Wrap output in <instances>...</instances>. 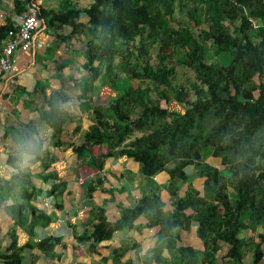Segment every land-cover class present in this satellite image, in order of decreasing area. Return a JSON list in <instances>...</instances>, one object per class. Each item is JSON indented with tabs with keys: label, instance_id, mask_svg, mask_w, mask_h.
Listing matches in <instances>:
<instances>
[{
	"label": "trees",
	"instance_id": "1",
	"mask_svg": "<svg viewBox=\"0 0 264 264\" xmlns=\"http://www.w3.org/2000/svg\"><path fill=\"white\" fill-rule=\"evenodd\" d=\"M234 3L232 6L231 0H93L86 9L88 31L96 41H89L91 47L85 52L82 66L90 72V82L101 74L116 95L110 98L107 107H92L93 123L75 150L79 153L87 145L97 144L106 147L102 157H131L138 163V170L151 192L129 207L118 205L121 216L108 222L103 207L89 201L94 190L103 189L104 180L97 176L85 179L83 195L88 199L89 217L95 222L91 223L89 232L84 231L74 238L88 241L89 251H94L95 244L110 238L115 230L132 227L133 220L139 215L146 216L145 226H158L151 254L142 257L140 264H213L219 241L229 244L225 254L228 260L241 264L244 240L237 234L246 229L256 231V226L261 232L256 233L258 241L254 242L253 257L259 251L260 243L264 241V80L256 85L251 78L254 75L260 77L264 72V3L262 0H236ZM14 5L17 12L23 10V1L20 6L14 1ZM175 8L184 11L195 25H201L203 18L206 27L200 28L197 36L181 23L177 28L168 27ZM45 13L39 10L38 16ZM234 17L240 18L241 24L233 30L239 35L231 36L221 21ZM251 17L258 20L254 32L249 31ZM10 28L11 23L0 26V40ZM136 37L139 59L147 56L150 45L156 44L155 69L146 58L139 67L129 65L130 52L126 45ZM187 40H193V45L186 47ZM205 40L211 41L220 54L228 53L229 62L221 66L206 62L208 53L201 48ZM171 44L186 49L187 64L205 87L192 85L196 98L187 101L189 106L182 114L159 108L150 98L147 86H133L128 76L120 75L127 73L131 78L148 80L154 86H167L171 70L166 68L163 60ZM115 57L120 61L114 63ZM38 85L36 82V87ZM42 88L41 83V93ZM254 90H257L256 96ZM59 92L58 89L53 94ZM173 96L177 101L186 102V92L182 89H175ZM48 107L44 119L51 128L53 145H58L62 127L71 116L53 99L48 101ZM134 131L140 134L132 135ZM131 135L133 137L123 143ZM205 146L210 149L201 151ZM199 149L202 154L207 152L212 157H219L223 168L205 162L208 156L200 154ZM11 158L8 156V161ZM186 165H192L196 177H203L201 194L183 171ZM43 166L47 167V164ZM161 170L169 176L167 190L173 208L167 211L161 208L157 185L152 179ZM39 175L46 179L52 173ZM29 176L28 171L12 174L0 185V200L14 188L18 189V195L8 209L14 218V226L31 234L34 219L45 215L29 204L41 192ZM182 183L187 184L186 189L178 196L177 189ZM63 191L64 182L59 181L50 186L47 194L57 199ZM188 207L192 213L186 215L183 210ZM26 211L30 214L28 226L24 225ZM191 220L197 222L195 233L202 240L203 249L181 245L170 260L162 259V250L174 248L177 237L170 229L173 226L188 229ZM9 235L11 242L5 252L0 253V258L4 264H20L21 251L31 243L16 245L14 227ZM59 241V237L48 236L36 245L45 255L58 259L53 247ZM126 251L127 246L123 243L113 248L112 264H131L129 259L120 261Z\"/></svg>",
	"mask_w": 264,
	"mask_h": 264
},
{
	"label": "crops",
	"instance_id": "2",
	"mask_svg": "<svg viewBox=\"0 0 264 264\" xmlns=\"http://www.w3.org/2000/svg\"><path fill=\"white\" fill-rule=\"evenodd\" d=\"M14 1L20 6L23 0H0V26L6 23L13 26L17 23V17L22 11L15 10ZM92 1L38 0L39 10L47 13L39 17L40 25L33 32L32 45L28 51H14L13 69L0 78V185L12 174L28 171L31 183L41 189L29 204L45 215L34 219L35 224L29 234L24 228L14 226V218L8 209L18 195V189L14 188L0 200V253H4L11 242L9 231L12 227L16 245L31 243L21 251L20 264H112V249L122 243L127 246V251L120 261L129 259L131 264H140L142 257L151 254L157 239L158 226H145V215L136 217L132 227L115 230L110 238L99 240L94 251L88 250V241H76L74 238L84 231L89 232L91 223L95 222L89 217L88 199L83 195L85 179L97 176L104 180L101 184L104 190H94L89 201L103 207L108 222L121 216L118 205L129 207L141 196L151 194L150 187L138 170V163L131 157H102L106 147L97 144L87 145L79 153L75 150L84 141V134L93 123L92 107H107L110 98L116 95L114 88L101 74L90 82V72L82 66L85 52L91 47L89 41L94 40L88 31L89 15L86 11ZM36 82L39 83L37 87ZM41 83L43 93L39 90ZM58 89L60 92L54 95L53 92ZM51 99L71 119L63 125L58 145H53L50 135L48 150L39 163L28 169H19L15 165L12 149L15 134L20 130L32 129L40 123L49 127L44 117ZM132 135L123 143L131 139ZM8 156L12 157L9 161ZM204 161L219 169L223 167L219 157L208 156ZM44 163L47 167L43 166ZM183 171L189 175L190 182L201 194L203 177L194 175L192 165H186ZM50 172L52 176L46 179L39 175ZM152 179L157 185L161 208L171 210L173 206L167 190L168 174L161 170ZM59 181L64 182V191L56 199L47 194V190ZM186 185L182 183L178 186V196L184 194ZM26 213L24 225L28 226L30 214ZM183 213L190 214L192 209L185 208ZM196 227L195 220L190 221L188 229L173 226L170 233L177 235L174 248H164L162 259L170 260L181 245L202 250L203 243L196 236ZM260 230L257 229V232ZM48 236L60 238L53 247V252L59 255L58 259L45 255L36 245L40 239ZM218 245L213 264H218L221 256L226 259L222 264H233L225 256L229 244L219 241ZM262 251L264 253V241L259 247L261 263H258L259 259H252L251 264H264ZM0 264H4L2 258Z\"/></svg>",
	"mask_w": 264,
	"mask_h": 264
},
{
	"label": "rangeland",
	"instance_id": "3",
	"mask_svg": "<svg viewBox=\"0 0 264 264\" xmlns=\"http://www.w3.org/2000/svg\"><path fill=\"white\" fill-rule=\"evenodd\" d=\"M184 1V0H183ZM236 1V0H234ZM233 0H231V5L233 6L234 3ZM264 3V0H262ZM189 3V2H188ZM244 13H246V10H244ZM202 24L195 25L192 21L188 20L187 16L185 15L184 11H178L177 8H175L173 13V19H170L168 21V27H176L179 23H181L183 26L188 28L195 36L199 33L200 28H204L205 23L204 19L202 18ZM250 21V32H254L257 27L258 20L254 17L249 18ZM222 26L226 32H228L231 36L239 35L238 33L235 34L233 31L234 29H237L239 25L241 24L240 18H224L222 21ZM94 42L96 40H93ZM193 41V40H191ZM190 40H187L186 47H190L193 45V43ZM138 42V37L134 38L132 41H129L126 45L128 51L130 52L129 57H127V60L129 61V65L133 66L137 65L138 67L143 63L145 58L147 59V62L155 69L157 67V56L158 49L156 44H152L147 49V56H144L142 58H138L137 52H136V45ZM125 47V46H122ZM201 48L204 49L208 53V57L206 58V62L212 63L214 66H221L225 65L229 62L230 56L228 53H219L215 46L212 44L211 41L205 40L201 44ZM185 48H180L177 45L171 44L165 53L167 54L166 58L163 60V63L165 64L166 68H169L171 70L170 74L168 75L169 84L167 86H162L158 84V86H154L149 82L148 80H140L129 77L130 74L127 73H121L122 76H128L129 82L133 86H147L149 90V96L154 101V103L157 104V106L161 109H166L169 112H175L182 114L184 112V109L189 106L187 101H194L196 98L195 90L193 89L192 85L195 84L198 88L202 87L205 89L203 85H201V82L197 80L195 77V74L191 67L188 66L187 61L185 59ZM120 61V58L115 57L113 59L114 63H117ZM252 82H254L256 85L259 83H262L261 81L264 80V72L262 76L258 77L257 75H254L251 78ZM175 89H182L184 92H186L185 100L186 102L177 101L173 94ZM253 95H257V90L253 91ZM132 117V116H131ZM140 132L134 131L133 135H139ZM200 143V140H199ZM208 147H203L201 151L203 150H209ZM200 153V149H199ZM202 154V153H200ZM203 156H210L207 152L206 154H202ZM223 167H221L222 169ZM229 191H231L230 188H228ZM232 193V191H231ZM259 226H256V231H250V230H244L240 231L237 236L242 238L244 240V245L242 246V256L243 260L242 262H245L246 264H251V261L258 260V263H261L262 259L260 258L259 251L256 252L255 257L254 255V242L258 241V238L256 237L257 229H259ZM261 229V228H260ZM261 231V230H260ZM263 242V241H262ZM259 250V249H258ZM263 253V251H262ZM264 255V253H263ZM226 259H223V256L220 257L218 264H222L225 262ZM217 264V263H216Z\"/></svg>",
	"mask_w": 264,
	"mask_h": 264
},
{
	"label": "built area",
	"instance_id": "4",
	"mask_svg": "<svg viewBox=\"0 0 264 264\" xmlns=\"http://www.w3.org/2000/svg\"><path fill=\"white\" fill-rule=\"evenodd\" d=\"M23 6L22 12L17 17V23L2 38L0 78L13 69L15 50L30 49L33 32L40 25L38 0H23Z\"/></svg>",
	"mask_w": 264,
	"mask_h": 264
},
{
	"label": "clouds",
	"instance_id": "5",
	"mask_svg": "<svg viewBox=\"0 0 264 264\" xmlns=\"http://www.w3.org/2000/svg\"><path fill=\"white\" fill-rule=\"evenodd\" d=\"M51 132L46 124L40 123L32 129L20 130L15 134L12 145L14 162L19 169H28L39 163L48 150Z\"/></svg>",
	"mask_w": 264,
	"mask_h": 264
}]
</instances>
